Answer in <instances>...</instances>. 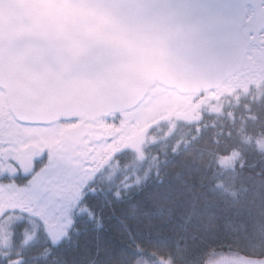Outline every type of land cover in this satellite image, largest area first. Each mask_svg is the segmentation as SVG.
Returning a JSON list of instances; mask_svg holds the SVG:
<instances>
[{"label":"trees","instance_id":"1","mask_svg":"<svg viewBox=\"0 0 264 264\" xmlns=\"http://www.w3.org/2000/svg\"><path fill=\"white\" fill-rule=\"evenodd\" d=\"M250 72L215 109L196 102L116 154L85 196L91 215L78 213L62 240L25 242L31 264H125L122 254L138 264L250 258L236 241L264 234V71ZM229 152L231 163H221Z\"/></svg>","mask_w":264,"mask_h":264},{"label":"water","instance_id":"2","mask_svg":"<svg viewBox=\"0 0 264 264\" xmlns=\"http://www.w3.org/2000/svg\"><path fill=\"white\" fill-rule=\"evenodd\" d=\"M251 0H143L153 5L135 36L72 73L44 53L80 51L87 26L72 0H0V84L21 121L93 120L136 108L159 85L179 95L217 90L243 66ZM42 33L43 40L34 37ZM58 63H62L59 58Z\"/></svg>","mask_w":264,"mask_h":264},{"label":"flooded vegetation","instance_id":"3","mask_svg":"<svg viewBox=\"0 0 264 264\" xmlns=\"http://www.w3.org/2000/svg\"><path fill=\"white\" fill-rule=\"evenodd\" d=\"M263 33L264 0H251L247 6L246 17L241 28V35L246 46L245 61L235 76H239L249 67L251 69L254 67L253 57L248 58L250 44L252 41H256L258 36L264 37ZM235 76L226 80L219 89L229 84ZM171 92L175 91L155 85L148 90L142 102H146V105H154L155 101H152L155 98L154 93L168 95ZM210 92H213V90L207 92L204 97ZM179 96L202 97L199 95ZM9 110L5 96H0V176L5 177L3 181H0V211L12 207H35L40 199V194H46L50 197L66 195L69 200L73 199L84 180L91 175V169L93 168H88L86 161H89V153L93 152L92 144L107 143L111 133L109 120L111 118H121L134 109L123 113L109 114L93 120L67 119L51 123H39L29 127H25L9 116ZM174 113V111H171V114ZM157 121L159 120L154 119L151 124L154 125ZM147 128L149 126L140 133H144ZM119 130V128L115 129L116 132L113 131L112 134H117ZM128 141L123 143L118 141L113 149H105L102 155L106 156L117 148L121 149L116 153L119 154L132 146L131 138H128ZM45 149L47 150V156L30 182L31 187L33 189L38 188L39 192L29 191L28 188L23 187V181L19 182L21 186H17L15 182H10L7 179L8 176L15 173L17 166L26 172L31 171L33 159ZM109 162L88 178L87 193H92V189L100 187L99 176L108 169ZM107 176L106 173L105 176H102V179L107 181ZM51 221L48 227H45L43 222L38 219L30 220L29 227L26 229V242L40 239L43 235H47L53 241L66 238L67 236L61 235L63 225L55 220L51 219ZM245 260L250 262L248 259ZM239 262L235 264H240Z\"/></svg>","mask_w":264,"mask_h":264},{"label":"snow or ice","instance_id":"4","mask_svg":"<svg viewBox=\"0 0 264 264\" xmlns=\"http://www.w3.org/2000/svg\"><path fill=\"white\" fill-rule=\"evenodd\" d=\"M70 6L82 12V15L77 18L78 24L87 26L85 30L80 32L78 37L80 42L79 54L73 55L67 49L61 52L48 50L44 53L52 68L57 70L66 69L69 73L87 66L95 59L107 55L110 51L119 50L120 41L135 36L138 22L150 16L152 13L149 9L154 7L143 2V0H72ZM44 38L42 33L34 37L38 41ZM59 58H62V63L57 62ZM205 91V88H201L198 95L204 96ZM8 92L9 89L0 84V96H5ZM195 99L196 97H193V103H195ZM206 99L211 103L217 99V95L213 94L211 97H206ZM193 111H199L202 117L204 107L203 105H197ZM8 115L25 127L42 123L30 120L21 121L11 110L8 111ZM172 118L174 117L165 115L163 120ZM163 120L157 121V123H161ZM153 127L154 125H149L148 130L151 131ZM120 150V148H117L106 156L102 155L98 160L86 161L89 165H95V168L91 169L90 176L111 161L113 156ZM140 154L141 156L144 155L143 152ZM89 155L94 156L95 153L92 152ZM235 155L236 152H229L221 157V163H231ZM46 156L47 150L45 149L33 159L31 171L26 172L17 166L15 173L8 176L7 179L10 182H15L17 186H21L19 182L23 181V187L28 188L29 191L39 192L38 188L33 189L31 187L30 182ZM88 178L84 180L77 195L71 200L66 195L50 197L46 194H40V199L35 207H12L0 211V264H31L30 258L23 251L26 242V229L29 227L30 220L38 219L43 222L45 227H48L45 216H50L52 220L63 225L61 235L68 236L75 227V217L78 213L88 212L91 215L92 213L85 201L88 191L86 187ZM4 179L5 177L0 176V181ZM139 179L137 177V181ZM92 194H95V189H92ZM43 204H47L45 215H41L38 211ZM236 243L237 245L243 244L245 248L250 250L246 254L250 257V264H264V234H260L258 237L246 234L242 238H237ZM122 255L125 256V264H138V258L130 254Z\"/></svg>","mask_w":264,"mask_h":264},{"label":"rangeland","instance_id":"5","mask_svg":"<svg viewBox=\"0 0 264 264\" xmlns=\"http://www.w3.org/2000/svg\"><path fill=\"white\" fill-rule=\"evenodd\" d=\"M264 35V33L262 34ZM254 60V64L259 69L264 71V37L258 36L256 41H252L250 44V52H249V59ZM252 69L251 67L247 68L244 72H242L239 76L235 79L231 80L229 84H227L224 88L220 89L218 92H210L208 95L201 99H195V103H206L209 105L210 109H215L217 107V101L222 95H226L229 89L233 88V86H238L242 82L249 81L253 76L250 72ZM262 75V74H261ZM264 75V72H263ZM213 94L217 95V99L209 103V100L206 97H211ZM155 98L152 101L154 105L147 104L146 102H142L137 106L136 109L133 111L126 113L121 118H111L110 121V139L107 143H94L92 144L93 152L95 153L94 156L89 157L90 160H98L102 156V152L105 149L111 150L116 145L117 142L123 143L128 141V138H131V145H136L135 140L141 141L143 139V135L140 132L149 126L153 120L163 118V116L171 114V111H174L176 114H180L184 112L188 107H192L195 105L193 103V98L188 99L186 96H179L175 92H171L170 94H153ZM119 121V122H117ZM119 123V125H118ZM122 127V128H121ZM119 128V132L117 134H112L115 129ZM116 132V131H115ZM140 133V134H138ZM138 134V135H137ZM135 137V138H134ZM129 142V141H128ZM88 168H95V165H87ZM47 210V204L40 206L38 211L41 215H45ZM48 224L52 222L50 216H45ZM244 258V259H242ZM250 258L242 256L239 259H232V258H223L218 260L213 264H235L239 262L240 264H250L249 261L245 260Z\"/></svg>","mask_w":264,"mask_h":264}]
</instances>
